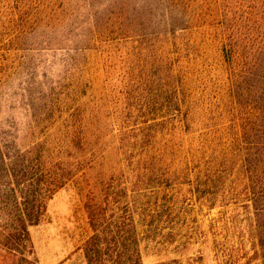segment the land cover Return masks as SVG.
Returning <instances> with one entry per match:
<instances>
[{
    "label": "rangeland",
    "instance_id": "1",
    "mask_svg": "<svg viewBox=\"0 0 264 264\" xmlns=\"http://www.w3.org/2000/svg\"><path fill=\"white\" fill-rule=\"evenodd\" d=\"M124 2L120 21L103 15L89 45L86 36L79 47L0 38V79L10 75L0 80L7 81L0 133L54 162L80 161L77 179L29 228L26 256L35 264H87V194L128 187L143 264H262L239 176L233 165L216 164L241 137L222 100L227 76L217 47L189 33L168 39L143 4ZM84 47L86 55L76 52ZM175 74L189 113L184 123L175 119Z\"/></svg>",
    "mask_w": 264,
    "mask_h": 264
},
{
    "label": "trees",
    "instance_id": "2",
    "mask_svg": "<svg viewBox=\"0 0 264 264\" xmlns=\"http://www.w3.org/2000/svg\"><path fill=\"white\" fill-rule=\"evenodd\" d=\"M135 1L166 38L177 42L189 33L217 47L227 76L220 84L222 100L231 106L234 122L241 123V137L230 153L217 155L216 164L233 165L239 176L240 206L253 220L264 264V0ZM125 7L124 0H0V38L9 36L20 45L43 41L79 47L86 36L89 45L100 30L98 20L114 14L120 21ZM76 52L86 55L88 48ZM9 77L5 73L1 79ZM174 80L175 119L184 123L189 113L181 106L179 75ZM35 150L0 133V264H6L4 257L35 264L24 251L32 245L29 228L40 224L49 201L80 173L79 160L54 162ZM117 193L102 188L99 196H86L92 232L82 249L87 264H143L135 234L140 214L128 187Z\"/></svg>",
    "mask_w": 264,
    "mask_h": 264
}]
</instances>
